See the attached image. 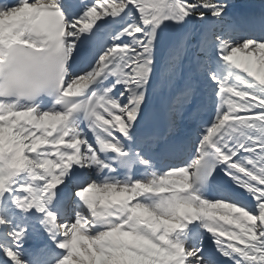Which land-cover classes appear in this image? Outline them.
Instances as JSON below:
<instances>
[{"label":"snow or ice","instance_id":"obj_1","mask_svg":"<svg viewBox=\"0 0 264 264\" xmlns=\"http://www.w3.org/2000/svg\"><path fill=\"white\" fill-rule=\"evenodd\" d=\"M0 264H264V0H0Z\"/></svg>","mask_w":264,"mask_h":264}]
</instances>
